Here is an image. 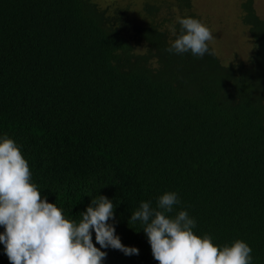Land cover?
Segmentation results:
<instances>
[{
	"label": "trees",
	"instance_id": "1",
	"mask_svg": "<svg viewBox=\"0 0 264 264\" xmlns=\"http://www.w3.org/2000/svg\"><path fill=\"white\" fill-rule=\"evenodd\" d=\"M232 3L247 54L223 60L212 41L203 58L166 51L179 18L206 25L198 0H0V137L66 219L93 196L113 202L109 223L139 254L101 249L103 264H158L129 220L165 192L194 234L243 240L264 264V17L255 0Z\"/></svg>",
	"mask_w": 264,
	"mask_h": 264
},
{
	"label": "clouds",
	"instance_id": "2",
	"mask_svg": "<svg viewBox=\"0 0 264 264\" xmlns=\"http://www.w3.org/2000/svg\"><path fill=\"white\" fill-rule=\"evenodd\" d=\"M181 31L166 49L169 53L203 58L214 39L200 20L179 18ZM181 201L175 192H165L152 207L141 202L129 222H140L158 264H252V249L243 240L215 245L210 235L194 234V218L185 210L170 216ZM114 204L103 195L93 196L80 220L70 221L54 203L41 196L31 180V171L20 147L7 135L0 137V244L10 264H103L101 249L112 248L125 255L139 249L122 244L109 223ZM93 231L95 242L93 243Z\"/></svg>",
	"mask_w": 264,
	"mask_h": 264
},
{
	"label": "rangeland",
	"instance_id": "3",
	"mask_svg": "<svg viewBox=\"0 0 264 264\" xmlns=\"http://www.w3.org/2000/svg\"><path fill=\"white\" fill-rule=\"evenodd\" d=\"M102 5L113 2L120 4L130 3L132 9L141 10L140 3L143 0H99ZM223 1V2H222ZM234 0H198L200 11L206 19V25L213 28L212 40L218 53L222 54L223 60H227L233 52L239 51L246 53V38L249 34L247 27L243 26L240 21L233 15ZM255 6L259 14L264 17V0H255ZM233 16V17H231Z\"/></svg>",
	"mask_w": 264,
	"mask_h": 264
}]
</instances>
